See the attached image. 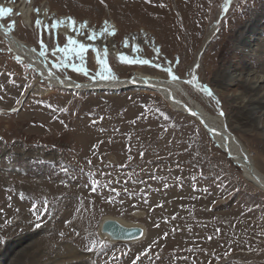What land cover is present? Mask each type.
Listing matches in <instances>:
<instances>
[{"label":"rangeland","instance_id":"rangeland-1","mask_svg":"<svg viewBox=\"0 0 264 264\" xmlns=\"http://www.w3.org/2000/svg\"><path fill=\"white\" fill-rule=\"evenodd\" d=\"M223 1L0 0V4L16 6L11 14L2 15L5 24L38 53L44 51V62L68 81L94 80L99 60L117 78L140 70L171 79L164 71L171 67L188 99L212 115H221L264 175V108L250 111L252 105L246 107L255 90L243 82L246 77L264 76V62L256 64L246 51L260 43V36L248 27L254 25L261 7L257 0H231L225 12ZM43 4L49 7L44 28L36 24L35 12ZM28 6L34 12L30 24H25L18 9ZM61 16L97 27L103 17L114 20L119 28L115 46L120 48L125 34L133 32L145 47L137 60L152 63L99 57L91 45L83 44L87 32L75 31L83 41L71 44L62 28L52 26ZM168 18L177 23L176 38L170 40L162 34ZM213 23L216 29L193 65L194 54ZM153 45L164 56L155 55ZM130 53L133 50L124 57L135 61ZM72 65L83 67L87 75ZM228 68L241 81L227 85ZM193 75L197 80L190 84ZM204 85L211 89V97L202 90ZM263 87L264 82L257 90ZM0 185V214L14 207L11 201L15 200L37 215L36 233L16 251L28 241L41 243L50 227L63 222L70 229L75 227L78 217L89 227L85 241L90 234L92 242L80 244L73 233L59 245L53 244L48 254L38 255L41 264H264V190L243 176L241 167L195 118L145 87L74 90L54 86L15 53L1 34ZM14 191L22 193V199ZM197 201L201 205H195ZM106 216L138 224L143 236L110 241L100 231ZM17 231L14 235L21 233ZM15 253L2 264L10 263Z\"/></svg>","mask_w":264,"mask_h":264},{"label":"bare ground","instance_id":"bare-ground-1","mask_svg":"<svg viewBox=\"0 0 264 264\" xmlns=\"http://www.w3.org/2000/svg\"><path fill=\"white\" fill-rule=\"evenodd\" d=\"M27 1H29L30 3V0H27ZM257 1L260 3L259 6L261 7V11L259 12L260 14L257 16V18L255 19L254 25L253 24L249 25L250 27H248V29L249 28L252 29L254 31L253 32L254 34H257L258 36H260L259 37L260 43L257 45L255 49L246 50L247 53H249V51L251 52L250 55L251 54L253 55V58H255L254 62L256 64L264 62V25L262 24V22H264V0H257ZM223 2H224L223 3V7H224L225 0ZM13 7H16V6H13V5L4 6L3 4H0V8H1L0 10V34L4 36L5 40L8 42L9 46L15 53L23 56L25 60L29 62L31 66H33L34 68L38 70L40 77L47 79L49 83L54 86H59L62 88H67V89H74V90H77V89H106V88L121 89V88H126V87L138 86V87L148 88L150 90H153L163 95V97L168 101V103L172 106V108L181 110L185 112L186 114H189L190 116L195 118L201 124L202 128L212 137V139L217 142L218 146L229 156V158H231L232 161H234L241 167L243 176L248 181L252 182L254 185L264 190V175L255 167L253 160L251 158V155L249 151L247 150V148L245 147V145L240 141V139H238L234 134H232L226 128L225 119L222 118L221 115H212L208 113L198 103L194 102L193 100L188 99V97L186 96V93L184 92V89L181 87L180 82L178 80H173L172 78L164 79L158 75L143 73L142 71L138 70V71H135L133 75L129 77H121L115 80H100L99 78H97L91 81L79 82V83H77L76 81L75 82L68 81L62 77L57 76L51 70V68L44 62L42 57L34 49L33 46L25 42L24 40H22L20 37H18L13 32L12 26L5 24L2 18V15L5 13L11 14L13 12V9H12ZM18 10L20 11V14L22 15V18L25 24H28V23L30 24L32 20L30 13L34 12L33 8L31 6H28V7L19 8ZM208 10L210 11L209 8ZM48 11H49V7H45L44 4L42 5V8L39 9V11H35L38 16L37 19L40 21L39 26L43 27L44 22L47 20ZM216 17H219V14H217ZM67 18L68 17L61 16L59 17V20L56 19L55 23L58 21L60 23H56V26L54 28L56 29L62 28L63 33L68 37V39L71 38L72 40H75L76 44H80V42H82L83 40L80 39L82 38L81 35L79 36L75 34V31L78 30L79 32H87L88 36H86V40L84 41L83 44H86V46L91 45L94 48L95 52L98 53L99 57L104 58V57L110 56V57H115L117 59L122 60L121 57H124V55L127 54L129 50H133V53H130V55L133 56L134 60L141 59V56H140L141 52L139 50L142 51L144 50L145 47L143 44L138 43L139 42L138 37L134 38L133 32L125 34L123 42H122L123 45L120 48H117L115 46L114 41L116 39V35L119 33V28H118L117 23L114 20L103 17L101 21L102 23L99 27L95 25L92 26L91 23L88 21L87 27L81 28L80 25L83 23V21L76 22L75 25H70ZM105 22H107V24ZM164 25H165V32L162 33L164 39L170 40L172 38H176L173 33L174 30L177 29V23L174 20V18L173 19L168 18L165 21ZM155 26L158 27L157 24ZM105 28H107L108 31H104ZM21 29H24V28H21ZM215 29H216V24L213 23L209 32L205 34L199 48L196 50L194 54L195 60L193 61V65H196V63L201 58L211 38V35ZM112 30H114V34H110ZM140 30L143 31L144 30L143 27L140 28ZM93 34H95V38H92ZM146 34H150V32L149 33L146 32ZM172 35L174 36L172 37ZM257 38L258 37H256V40ZM151 48L155 55L164 56L161 50L159 52L156 51V49H158L156 45L151 46ZM226 72L227 73L225 76V81L227 85H233V84L238 83V81H241V77H239L238 74H235V72L232 71L230 68H228ZM173 73L176 75V72L174 70H173ZM243 82L248 84V86L251 89L253 88L255 90V92L253 93V96L247 99V102L250 100L251 103H248L246 107L249 108V105H252L250 107V111L255 110L257 108H264V87L260 91L257 90L260 83L264 82V76L259 75V76H254L250 78L246 77L243 80ZM218 99L221 100L220 93H218ZM254 103H257V104H254ZM193 113H195V115H193ZM213 129H215V131H213ZM165 140L166 139H164V141ZM158 141L160 143V140ZM158 141L153 140L151 142H155L158 144ZM157 148H158V145H157ZM142 149H145V148H142ZM7 176H10V175H7ZM18 188L22 189L23 187L19 186ZM18 188H15L13 186V189H18ZM15 193L17 195V198L22 199V193L19 192L18 194L17 192L14 191V194ZM191 198L192 197H190V199ZM29 201L30 203L33 202V200H29ZM11 202L15 204V206L14 205L13 206L16 207V210H13L14 207H7V208L2 209L1 214H0L1 215L0 220L2 222L1 223L2 224V228H1L2 229V235H1L2 245L0 246V264H2L3 261L7 260L9 256L11 255V253L13 252H16L15 256L8 264H41L42 263L41 259L37 258L41 256L40 254H43V256L48 254L52 250L51 246L53 244L59 245V243L67 240L68 238H70V236L72 237L73 233L76 234L77 241L80 244L86 243L87 241L92 242L94 240L92 236L89 234L86 236L87 241H85V231L89 227L85 226L86 223L85 221H83L84 220L83 217H78V219L77 218L75 219L76 220L75 222L78 224L76 225L77 227L75 226L70 229L66 225V222H63V224H61L60 226L56 228L50 227L51 230L44 233V236L41 239L42 240L41 243H39V241L37 243L36 241H33V240L28 241L26 245L24 244V246L20 250L16 251L17 249L15 248L19 244H21L23 240L30 238L32 235H34V233H36V228L34 227L35 226L34 221L37 220V215H32L34 211H31V213L28 212L26 206L20 201L17 202L13 200ZM194 204L201 205L198 201L195 202ZM106 218H112V217L106 216L105 219ZM114 219H116L118 222H120L121 224L125 226H137L138 225L135 223H126L125 221L119 218H114ZM12 222H13V225H12ZM3 223H5V225ZM73 225H75L74 222H73ZM11 226L12 227L14 226V227L12 228ZM17 230L20 231L21 233H18V234L15 233L14 235V232H16Z\"/></svg>","mask_w":264,"mask_h":264},{"label":"snow or ice","instance_id":"snow-or-ice-1","mask_svg":"<svg viewBox=\"0 0 264 264\" xmlns=\"http://www.w3.org/2000/svg\"><path fill=\"white\" fill-rule=\"evenodd\" d=\"M102 2H103V0H102ZM230 3H231V0H225V5H224V7H223V10H224L225 12H227V11L229 10V5H230ZM36 11H39V9H37ZM67 19H68L70 25H75L76 21H75L73 18L68 17ZM56 23H60V22L58 21V22H56ZM56 23H54L52 26L55 27V26H56ZM105 23L107 24V22H105ZM36 24L39 25V24H40V21L37 20V21H36ZM80 27H81V28L87 27V22H83V23L80 25ZM104 31H108V29L105 28ZM110 34H114V30H112V32H111ZM92 38H95V34H93V37H92ZM69 42H70L71 44H75V43H76V41H75V40H72L71 38H69ZM40 45H41L42 48L44 47V44H43V41H42V40H40ZM79 48H80V51H83L84 48H85V46H84L83 44H81V45L79 46ZM61 50H62V51H66V49H61ZM156 51L159 52L160 50H159V49H156ZM39 54H40V56L43 57V56L45 55V52H44V51H40ZM81 59H83V57H81ZM121 59H122V60H125L127 63H140V64H145V65H147V64H151V63H152L150 60H146V59H144V60H135V61H133V60H128L126 57H121ZM98 63L101 65L100 70L96 73L95 76L92 77V79H97V78H99L100 80H115V79H117V77L115 76V74L112 73L111 68H109V67L107 66V64H106V62H105L104 60H99ZM177 63H178V61H177ZM59 66H60V65H57V67H59ZM72 67H73L77 72H84V74L87 75V71H86V69H84L83 67L77 68L75 65H72ZM155 67L160 68L161 65H160V64H156ZM197 67H199V65H197ZM164 71H166V72L171 76V78H172L173 80H177V79H179V77L176 76V75L173 73V69H172L171 67H167V68H165ZM105 73H107V75H106ZM196 80H197V77H196L195 75H193L192 80H189L188 83L191 84V83H193V81H196ZM202 90H203L205 93H207V95L210 96V97L213 95L211 89L208 88L206 85L202 86ZM221 114H222V113H221ZM193 115H195V113H193ZM213 131H215V129H213ZM33 207L35 208V205H34ZM93 248H94V245H93ZM93 248H89L88 251H92Z\"/></svg>","mask_w":264,"mask_h":264},{"label":"water","instance_id":"water-1","mask_svg":"<svg viewBox=\"0 0 264 264\" xmlns=\"http://www.w3.org/2000/svg\"><path fill=\"white\" fill-rule=\"evenodd\" d=\"M100 231L105 234L110 241H134L140 239L144 232L139 226H125L114 218H106L100 226Z\"/></svg>","mask_w":264,"mask_h":264}]
</instances>
